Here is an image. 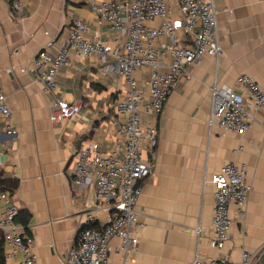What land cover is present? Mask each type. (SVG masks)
<instances>
[{
  "label": "crops",
  "instance_id": "obj_1",
  "mask_svg": "<svg viewBox=\"0 0 264 264\" xmlns=\"http://www.w3.org/2000/svg\"><path fill=\"white\" fill-rule=\"evenodd\" d=\"M92 1L100 0H29L13 19L9 1L0 0V87L18 130L7 133L6 119L0 115V178L18 181L11 198L19 208L15 221L21 234L33 240L38 264H67L92 194L91 188L75 186L73 159L80 144L95 137L115 116L109 103L123 84L116 71L104 70L97 56L72 55L53 91H46L37 79L38 52H57L74 19L88 21L94 35L109 33L106 27L99 28L89 6ZM214 2L223 54L218 62L204 56L192 64L170 95L156 121L155 169L135 205L138 243L127 252L118 237L112 238L108 264H192L197 254L224 255L238 263L246 252L264 251V111L257 113L244 134L210 129L207 124L214 83L239 89L237 77L246 74L264 90V0ZM158 24L157 19L150 23ZM57 98L80 101L81 112L52 123ZM229 161L245 166L252 189L243 221L232 205L235 223L224 249L218 250L210 242L212 177ZM100 218L104 221L105 211ZM198 226L203 229L200 237L195 234ZM2 237L0 231V264Z\"/></svg>",
  "mask_w": 264,
  "mask_h": 264
},
{
  "label": "built area",
  "instance_id": "obj_2",
  "mask_svg": "<svg viewBox=\"0 0 264 264\" xmlns=\"http://www.w3.org/2000/svg\"><path fill=\"white\" fill-rule=\"evenodd\" d=\"M10 16L15 19L29 0H8ZM99 28L108 34H92L88 21L74 19L69 34L57 52L42 49L35 59L37 79L46 91L57 87V76L70 66L71 56H97L106 72L116 71L123 81L120 94L109 103L115 113L95 137L80 144L72 166L75 186L91 188L85 205L84 225L68 251L67 264H108L114 237L122 249L133 251L138 243L134 227L138 224L135 205L144 181L154 172L159 141L157 120L170 95L177 89L189 67L204 56L218 62L223 54L219 30V10L214 0H100L89 3ZM158 20L157 26L150 23ZM239 89L211 88L210 129L248 132L264 111V90L252 77L241 74ZM80 101L57 98L50 115L52 123L77 116ZM0 115L6 131L18 132L14 114L0 87ZM106 116V115H105ZM104 117V116H103ZM106 118V117H104ZM103 118V119H104ZM1 165V161H0ZM214 184L213 222L210 242L223 250L235 223V205L240 221L247 215L251 185L246 168L236 161L224 164L212 177ZM10 193L0 185V231L3 235L2 264H38L32 239L24 237L16 217L19 208ZM106 212L104 221L100 212ZM203 229L195 228L197 237ZM264 252V251H263ZM244 253L240 262L226 256L196 255L192 264H256L263 253Z\"/></svg>",
  "mask_w": 264,
  "mask_h": 264
},
{
  "label": "trees",
  "instance_id": "obj_3",
  "mask_svg": "<svg viewBox=\"0 0 264 264\" xmlns=\"http://www.w3.org/2000/svg\"><path fill=\"white\" fill-rule=\"evenodd\" d=\"M0 185L3 189L9 190L10 195L13 196L18 187V181L16 179L4 180L0 178ZM2 240H3V237H2ZM1 254H2V246L0 245V261L2 257ZM256 264H264V252L259 256V259Z\"/></svg>",
  "mask_w": 264,
  "mask_h": 264
}]
</instances>
